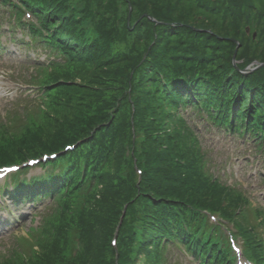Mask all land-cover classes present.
Listing matches in <instances>:
<instances>
[{
	"label": "trees",
	"instance_id": "obj_1",
	"mask_svg": "<svg viewBox=\"0 0 264 264\" xmlns=\"http://www.w3.org/2000/svg\"><path fill=\"white\" fill-rule=\"evenodd\" d=\"M22 2L42 20L43 29H33L37 43L54 55L40 66L41 83L35 78L38 118L28 114L17 126L12 111L0 128V165L60 152L43 175L6 192L15 204L61 194L33 256L2 264H158L169 242L201 264H224L228 241L213 233L220 230L204 209L234 220L264 264V240L244 215L248 200L204 173L194 131L175 113L178 103L199 105L213 121L264 139V65L242 72L264 62V7L255 0H79L83 9L69 0ZM73 236L80 245L69 257Z\"/></svg>",
	"mask_w": 264,
	"mask_h": 264
},
{
	"label": "rangeland",
	"instance_id": "obj_2",
	"mask_svg": "<svg viewBox=\"0 0 264 264\" xmlns=\"http://www.w3.org/2000/svg\"><path fill=\"white\" fill-rule=\"evenodd\" d=\"M76 1L83 9V3ZM255 3L264 7V0H255ZM14 22L10 12L0 9V31L7 32V34L3 33L0 40L8 49L6 53L0 54V128L3 124H7L5 121L10 120L12 111L18 114L17 126L28 119V114L32 119L38 118L39 104L29 101L28 98L25 99V95L29 91L34 92V88L29 87L32 85L31 76H36L38 83H41L45 73L44 68H40L42 64L36 59H45L50 54V52L47 54L48 50L43 45L36 47L34 51L30 47H25L26 45L21 46L17 42H12L9 37L10 29L18 37H23L25 34L18 26L13 27ZM29 38L27 36V39ZM52 55L50 54L51 57ZM59 57H61L60 54ZM23 82L31 84L28 87H22ZM188 110L189 107L185 111L177 109L180 115L177 111L175 113L181 118L184 117L182 119L187 126L190 127L193 124L199 133V137L196 136V138L203 155L204 173L212 179L216 177L219 182L225 181L233 185L232 188L235 191H244L252 204L261 205L264 209V144L258 143V138L255 136L246 139L244 135L226 131L222 125L208 120L207 111L198 114ZM10 128L13 129V127ZM52 201L53 199L45 200L34 207L27 204L22 209L15 207V212L24 214V217L10 224L3 223L5 227L9 225V228L0 229V264L11 260L23 261L33 256L39 247V242L44 239L42 228L57 216L58 209H54L56 204L53 209L48 207ZM244 215H248L247 210ZM251 220L256 221L252 216ZM257 231L264 240V225L263 229H257ZM238 240L243 241L241 237ZM161 252L163 253L162 261L160 258L158 264H198L193 257H190V254H186L172 244Z\"/></svg>",
	"mask_w": 264,
	"mask_h": 264
},
{
	"label": "water",
	"instance_id": "obj_3",
	"mask_svg": "<svg viewBox=\"0 0 264 264\" xmlns=\"http://www.w3.org/2000/svg\"><path fill=\"white\" fill-rule=\"evenodd\" d=\"M255 34L256 33H254V36H255ZM239 48V44H238V46H237V48L236 49H238ZM235 55H236V53H235ZM235 55H234V58H235ZM254 63H257V61H254ZM264 63H261V64H259V65H257L256 67H258V66H260V65H263ZM255 67V68H256ZM254 68H251V67H249V68H247L246 69V72H250V71H252Z\"/></svg>",
	"mask_w": 264,
	"mask_h": 264
},
{
	"label": "bare ground",
	"instance_id": "obj_4",
	"mask_svg": "<svg viewBox=\"0 0 264 264\" xmlns=\"http://www.w3.org/2000/svg\"><path fill=\"white\" fill-rule=\"evenodd\" d=\"M49 167H47V169H48Z\"/></svg>",
	"mask_w": 264,
	"mask_h": 264
},
{
	"label": "snow or ice",
	"instance_id": "obj_5",
	"mask_svg": "<svg viewBox=\"0 0 264 264\" xmlns=\"http://www.w3.org/2000/svg\"><path fill=\"white\" fill-rule=\"evenodd\" d=\"M0 174H2V173H0Z\"/></svg>",
	"mask_w": 264,
	"mask_h": 264
}]
</instances>
